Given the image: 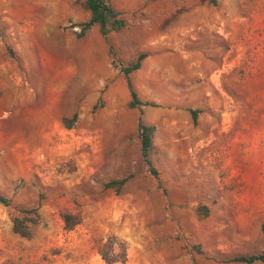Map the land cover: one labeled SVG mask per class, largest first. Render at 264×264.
Segmentation results:
<instances>
[{"label":"rangeland","instance_id":"obj_1","mask_svg":"<svg viewBox=\"0 0 264 264\" xmlns=\"http://www.w3.org/2000/svg\"><path fill=\"white\" fill-rule=\"evenodd\" d=\"M108 1L126 26L78 37L85 0H0V264H246L228 260L264 249V0Z\"/></svg>","mask_w":264,"mask_h":264},{"label":"trees","instance_id":"obj_2","mask_svg":"<svg viewBox=\"0 0 264 264\" xmlns=\"http://www.w3.org/2000/svg\"><path fill=\"white\" fill-rule=\"evenodd\" d=\"M212 4H215V0H209ZM86 9L89 11L90 17L89 19L79 24L80 32L78 37H82L86 31H88L93 26L98 27V31L102 36L107 35L110 32H117L122 30L126 26V21L124 18L121 17L120 13L114 9V7L110 4L108 0H85L84 3ZM146 57L145 54H140L135 60L129 62L126 66L121 67L120 71L122 72L127 87L130 92V101L128 102V108L134 109L140 106L147 105L140 101L132 89L131 82L129 76L134 71L138 70L141 66V62ZM98 109L97 105L93 106V111ZM192 120L195 123L198 111L193 110L191 111ZM77 116L74 114L71 118V121H75ZM64 122H68V120L64 119ZM138 134L141 143V156L143 161L148 166L149 173L158 178V172L154 168L150 158V152L152 149V137L155 131V127L153 125H146L141 121V118L138 119ZM130 176L124 177L119 180H112L108 182L105 187L106 188H113L119 190L129 179ZM0 204L3 206L9 205V199L3 195H0ZM20 215L13 217L12 219V231L14 234L23 237L29 238L30 237V227L35 225L39 221V216L37 213V209L35 208H20L19 210ZM202 214L204 216L207 215V208L202 207L200 208V212L198 214ZM62 220L64 225L67 229H71L75 225V221L72 215L70 214H63ZM261 232L264 236V223L261 226ZM102 258L107 263L115 262L117 259L115 257H109L108 254H102ZM229 262H239V263H264V249L260 253L250 254L245 256H237L230 260Z\"/></svg>","mask_w":264,"mask_h":264}]
</instances>
